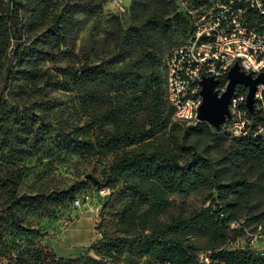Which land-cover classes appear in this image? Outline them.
I'll list each match as a JSON object with an SVG mask.
<instances>
[{
  "label": "trees",
  "instance_id": "1",
  "mask_svg": "<svg viewBox=\"0 0 264 264\" xmlns=\"http://www.w3.org/2000/svg\"><path fill=\"white\" fill-rule=\"evenodd\" d=\"M106 1L65 0L59 8L54 0H0V79L6 91L0 98V148L13 138L35 145L51 141L60 152L106 160L101 181L89 179L122 200L111 229L89 247L95 256L48 257L34 244H17L11 264H264V254L248 243L230 245L250 225L254 230L260 225L264 234V136L258 135L264 131V102L258 108L255 100L252 112L242 104L251 120L246 133L225 137L215 145L222 152L212 157L213 145L200 151L193 137L216 140L220 129L203 121L195 126L172 121L165 65L168 53L189 39L209 11L221 24L236 16L247 29L264 33V0H221L201 15L191 0H132L128 26L111 15L102 35L89 37L77 65L55 73L45 69L43 62ZM225 4L227 10L218 7ZM179 27L185 37L173 46ZM84 63L91 67L81 70ZM225 82L224 77L219 86ZM56 89L74 94L75 123L44 127L22 114L29 97L41 108L53 107ZM84 184L29 194L19 191L14 177L0 179V246L5 219L24 232L22 213L71 202ZM204 190L211 193L199 209L170 210L172 195ZM202 253L208 262L199 260Z\"/></svg>",
  "mask_w": 264,
  "mask_h": 264
},
{
  "label": "rangeland",
  "instance_id": "2",
  "mask_svg": "<svg viewBox=\"0 0 264 264\" xmlns=\"http://www.w3.org/2000/svg\"><path fill=\"white\" fill-rule=\"evenodd\" d=\"M64 1L54 0V4L60 8ZM191 1L196 4V9L200 15L221 2V0ZM131 2L132 0H107L92 21L83 27L73 29L67 38V43L59 50H54L52 57L43 62L44 68L55 73L57 67L77 65L82 60L80 53L87 44L89 37L101 36L108 28L109 22L107 19L111 15L117 16L123 27L129 25ZM79 17L82 16L79 15ZM184 37L185 30L180 27L176 28L173 35V41H175L173 46L180 43ZM170 48L172 46L164 50L161 55L162 58ZM15 65L16 59H13L10 66L15 67ZM52 95L56 98V101L50 109L41 108L34 97H29L25 103V108L28 110H25L22 114L28 115L30 120L36 121L44 127L49 125L55 127L56 123H75L77 114L74 105V94L56 89L52 91ZM3 97H6V91L4 82L0 79V98ZM263 102L264 98L260 103H257V107H262ZM172 121L174 120L172 119ZM219 129L220 132L216 140L207 138L204 135L197 138L193 137L197 140L200 151L205 145H213L210 148L211 155L212 157H218L223 149L215 145L226 139L225 137L239 136L229 123ZM258 132V135L264 136V131L260 130ZM226 145L227 142H225ZM104 161L106 160L97 161L93 158L60 152L51 141L35 145L31 142L27 144L18 143L13 138L9 147L0 148V179L14 177L18 180L20 192L31 194L37 190H58L76 181L85 183L75 195V198L80 200L79 204H75L73 199L71 202H62L51 206L48 212L22 213L21 221L24 232H17L5 219L2 228L4 245L0 246V264H11V260L15 257L14 249L17 244L23 247L34 244L42 248L48 257L67 259L86 255L95 256V253L89 247L92 242L100 238L103 231L111 229L113 221L116 220L117 210L122 202L115 190L109 194L106 189L95 187L92 181L86 178V175L90 174L101 181V168ZM210 193V190H204L188 196L172 195L170 197V210L187 214L199 209ZM1 199L2 190L0 189V202ZM262 209L264 210V207ZM247 230L250 233H256L253 225H250ZM256 236L257 241L254 249H261L263 247H260L258 243L264 241V238ZM248 238V234L245 233V235L235 240L233 246H244L248 243Z\"/></svg>",
  "mask_w": 264,
  "mask_h": 264
},
{
  "label": "built area",
  "instance_id": "3",
  "mask_svg": "<svg viewBox=\"0 0 264 264\" xmlns=\"http://www.w3.org/2000/svg\"><path fill=\"white\" fill-rule=\"evenodd\" d=\"M218 7L228 9L226 4ZM205 37L209 40H203ZM235 62H238L240 69L245 73L255 76L261 72L264 69V33L247 29L240 24L236 16L221 24L219 18H213L212 11H209L196 21L189 39L173 48L166 56V100L173 109L172 119L186 126L197 125L200 121L198 108L202 100V77L212 76L219 80L226 78L227 71ZM226 83L227 78L223 86L217 85L219 93L224 90ZM263 91L264 84L258 85L255 100L262 101ZM245 96L246 89L236 86L229 103L230 118L222 125L231 124L239 135L246 133L250 123L246 110L242 108ZM79 202L78 198L74 200L75 204ZM241 223L243 221L231 223L230 226L237 227ZM261 229L259 225L255 234L245 229L249 237L248 244L253 249L256 247V235L264 238ZM234 243L235 241L230 245L233 246ZM254 250L260 255L264 254V248ZM199 260L208 262L207 255L200 254Z\"/></svg>",
  "mask_w": 264,
  "mask_h": 264
},
{
  "label": "water",
  "instance_id": "4",
  "mask_svg": "<svg viewBox=\"0 0 264 264\" xmlns=\"http://www.w3.org/2000/svg\"><path fill=\"white\" fill-rule=\"evenodd\" d=\"M89 67L91 66L84 63L80 69L85 70ZM226 78V86L220 93L216 89L220 83L219 79L204 76L200 81L202 100L198 108V119L207 122L216 130L230 118L229 103L236 86H243L246 89L244 106L249 112L254 111L255 93L258 85L264 84V69L253 76L251 73L241 70L238 62H235L227 71ZM86 177L92 178L90 174H87ZM92 179L95 184L98 182L97 179Z\"/></svg>",
  "mask_w": 264,
  "mask_h": 264
},
{
  "label": "crops",
  "instance_id": "5",
  "mask_svg": "<svg viewBox=\"0 0 264 264\" xmlns=\"http://www.w3.org/2000/svg\"><path fill=\"white\" fill-rule=\"evenodd\" d=\"M258 245H259L260 247H263V248H264V241H260V242L258 243Z\"/></svg>",
  "mask_w": 264,
  "mask_h": 264
}]
</instances>
